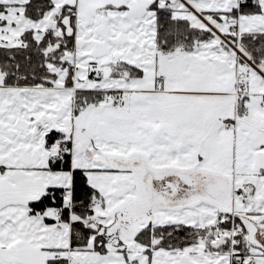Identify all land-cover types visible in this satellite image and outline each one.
I'll use <instances>...</instances> for the list:
<instances>
[{
  "label": "snow or ice",
  "instance_id": "6c2138e0",
  "mask_svg": "<svg viewBox=\"0 0 264 264\" xmlns=\"http://www.w3.org/2000/svg\"><path fill=\"white\" fill-rule=\"evenodd\" d=\"M0 264H264V0H0Z\"/></svg>",
  "mask_w": 264,
  "mask_h": 264
}]
</instances>
